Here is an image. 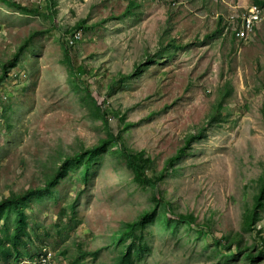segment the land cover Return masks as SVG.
Instances as JSON below:
<instances>
[{"label": "rangeland", "instance_id": "rangeland-1", "mask_svg": "<svg viewBox=\"0 0 264 264\" xmlns=\"http://www.w3.org/2000/svg\"><path fill=\"white\" fill-rule=\"evenodd\" d=\"M254 1L0 0V73L11 60L0 83V199L43 187L80 155L24 203L19 240L15 213L0 211V264H40L44 253L49 264H264V201L258 232L244 222L264 178V20L245 40L226 21ZM79 22L69 51L88 90L60 43ZM97 104L149 177L165 168L157 188L116 146L90 150L107 137ZM204 231L238 235L243 252Z\"/></svg>", "mask_w": 264, "mask_h": 264}, {"label": "trees", "instance_id": "trees-1", "mask_svg": "<svg viewBox=\"0 0 264 264\" xmlns=\"http://www.w3.org/2000/svg\"><path fill=\"white\" fill-rule=\"evenodd\" d=\"M47 1H49V0H47ZM254 2L259 3V4L264 3V1H260V0H256ZM33 10L36 12H39V7L37 6ZM82 24H83V22L77 23L75 25L76 29H74L73 32L77 31V28ZM217 32H218V29L215 30L213 32V34H216ZM72 33L69 32L68 33L69 36L72 35ZM33 36H34V34H31L27 38V41L31 40ZM60 43H61L63 53L65 55V59L67 61V65L71 71V74L73 75L74 79L79 80L81 82V84L84 85V87H85L84 89L88 90L89 89L88 84L85 82V80L81 79V76H80L81 74L74 67L73 57L71 56L69 48L67 47V37L64 39H61ZM170 43L172 44V41ZM23 44H25V43H23ZM74 52H75L74 54L77 53V48L74 49ZM12 60H13V58H12ZM10 63H11V60H9V62H6L5 64H3L2 71L0 73V83L2 80L7 78V76H8L7 69H8V66L10 65ZM83 66L85 67V65H83ZM126 78H127L126 75H121L117 81H115V80L113 81V83L110 85V88L113 87V85H115L116 82L124 81ZM97 109L99 110L101 119L104 122L105 128L107 129V137L105 139L99 141V143L97 145H95L90 150L95 149V151H98L99 149L104 148L106 145L116 146V149L120 153H122V155L125 156L126 163L132 169V171L135 175V178L139 181H143V182L148 183L152 188H157L158 185H156L155 182H156V180H160L162 178L163 174L165 173V168H162L157 174H154L152 177H149L146 174L143 165H140L141 162H140L139 155L128 150L124 144L122 136L119 134H116L110 128V125L107 122V114L108 113H107L104 105L97 104ZM111 114L116 115L117 113H116V111L111 110ZM199 132H200V130L198 131V133ZM70 159H80V155L76 154L73 157L66 158L65 161L61 164V166H59L58 169L55 171L53 176L44 183L43 187H36L33 189H27L21 193L12 194L10 196H7L5 198L0 199V211L5 210V209H9V210H12L16 216V220H15L16 224H15V226L13 228V232H12V238L13 239L19 240L21 235L24 234V232H25L26 215L24 213V210H25L24 209V203L26 201H29L35 195H39L42 191L46 190L50 186L56 184L58 179L62 175L65 164L70 162ZM154 199H155L156 205L162 206L165 214L171 213L170 203L164 198V196L162 194L161 195H155ZM263 201H264V178L262 180L260 191L256 197L254 207L252 209H247L245 212V215H244V222H245L246 226L250 229H253L256 233L258 232V230L254 224H255L256 219H257V217H256L257 208L263 204L262 203ZM153 213H154V211H152V210L144 211L143 213H141L138 216V218L135 221L128 223L126 229L121 231V233L122 234H128V233H131L132 231L136 230L141 225H143L152 216ZM174 218L178 222H183V223L190 225V226H193L195 224V219L191 215L175 214ZM204 235L207 236V238L214 244H222L225 247H229V248L234 249L238 253L243 252L240 249L241 244L239 242L238 235H232V236L227 235V236L215 237L209 231H204ZM260 243H263L262 238H260ZM246 254H248V253H246Z\"/></svg>", "mask_w": 264, "mask_h": 264}, {"label": "built area", "instance_id": "built-area-1", "mask_svg": "<svg viewBox=\"0 0 264 264\" xmlns=\"http://www.w3.org/2000/svg\"><path fill=\"white\" fill-rule=\"evenodd\" d=\"M264 20V3H245L234 6V10L226 17L231 30V35L240 40H245L254 33L256 27ZM81 38L79 31H74L67 37V47L74 49ZM46 258L40 259V264H49L51 253H44Z\"/></svg>", "mask_w": 264, "mask_h": 264}, {"label": "bare ground", "instance_id": "bare-ground-1", "mask_svg": "<svg viewBox=\"0 0 264 264\" xmlns=\"http://www.w3.org/2000/svg\"><path fill=\"white\" fill-rule=\"evenodd\" d=\"M254 3H256V2H254ZM43 258H46L45 255H41V259H43Z\"/></svg>", "mask_w": 264, "mask_h": 264}]
</instances>
